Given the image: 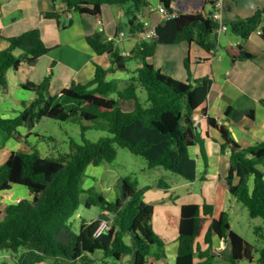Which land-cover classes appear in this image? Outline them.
Instances as JSON below:
<instances>
[{
	"label": "trees",
	"instance_id": "16d2710c",
	"mask_svg": "<svg viewBox=\"0 0 264 264\" xmlns=\"http://www.w3.org/2000/svg\"><path fill=\"white\" fill-rule=\"evenodd\" d=\"M60 1L66 9L44 11L42 18L60 23L64 13L77 12L101 19L103 6H117L128 19L130 34L145 33L140 14L149 6L148 0ZM159 1L166 14L164 22L156 27L152 39L139 41L130 56L122 55L114 41H108L103 31H98L86 41L97 55L110 56L108 69L97 65L93 80L83 85L72 83L56 96L49 94L52 72L41 84H22L21 88L32 93L33 98L19 101L18 115L0 116V151L11 139L27 143L28 136L24 137L20 129L34 126L42 118L94 122L101 128L105 126L108 132L95 142L84 137L83 145L73 146L58 158L43 157L38 151L12 152L0 166V196L16 186H24L32 197L8 204L0 211V255H11L15 264H121L127 256L134 257L133 264H154L165 258V242L152 225L154 206L144 200L148 187L140 189L137 182L125 178L122 196L113 202L94 187L84 188L87 168L113 163L118 153L116 146L143 156L151 169L162 168L190 182L197 178L190 147L200 145L202 157L207 160L194 114L201 110L207 116L206 102L213 80L202 77L182 82L164 74L148 60L154 57L158 46L181 42L196 44L208 53L214 51L219 42L215 12L183 13L175 9L176 0ZM228 27L243 42L259 29L264 38V8L250 17L233 20ZM7 41L9 47L0 51V91L4 93L9 89V71H18L22 64L35 66L52 51L39 29L9 37ZM15 51L20 55H15ZM135 58L141 59L143 65L126 86L120 88L117 82L108 80L111 72H128L126 62ZM254 58L246 51L238 57ZM189 61L188 57L185 66L190 73ZM130 101L134 103L132 108L123 109L122 105ZM261 104L264 106V99ZM224 116L238 123L243 117L254 120L255 111H238L229 106ZM207 121L219 130L222 151L230 149L226 176L229 192L247 208L252 219L264 221V142L243 148L233 138L229 126L219 125L211 116H207ZM88 128L82 126V132ZM83 195H88L85 207L98 206L114 217L110 229L99 236L96 233L101 219L83 222L79 232L73 230L71 219L80 209ZM213 211L208 203L181 207L175 264H216L210 254L214 236L229 248V264H264V226L255 228L263 243L256 250L232 229L228 212L213 218ZM209 219L212 221L205 238L208 247L203 249L196 240Z\"/></svg>",
	"mask_w": 264,
	"mask_h": 264
},
{
	"label": "crops",
	"instance_id": "0c3cea01",
	"mask_svg": "<svg viewBox=\"0 0 264 264\" xmlns=\"http://www.w3.org/2000/svg\"><path fill=\"white\" fill-rule=\"evenodd\" d=\"M18 1L20 0H17L16 2ZM34 1L35 2L32 3V6L35 9L34 14H36V16H40L44 11H53L54 8L58 11H61V9L64 8L62 4L59 6H56L55 4V7L53 5L51 8L49 7L46 8V10H41L38 7V3H36L37 0ZM213 2L214 0H176L174 7L177 11L183 13H190L195 10H201L203 13H210L211 9L214 12L216 11ZM27 5L30 6L31 3L28 1ZM263 8L264 0H225L220 10L217 9L220 18L215 19V21L217 23H225L228 27V24L233 20L237 18L250 17L257 10ZM157 9L159 12H161L160 3ZM152 12L153 8L147 6L140 14L141 20L146 25L145 33L130 35L127 29L123 30L124 28L121 19L124 18V11L121 7L110 5L103 6L101 19L89 15L90 17L95 18V20L93 19V25L90 24L91 26L86 24V17H81V26L78 27V29H80L77 41L78 50H71L67 56L63 57L60 56V54L58 55L60 50L56 51L55 48H51L47 42L50 44H62L71 47L74 45V40H69V42L67 41V37L64 35V33L68 31L66 26L60 30L57 20H46L48 23L44 28V34L41 33V36L45 44L51 48L52 51L40 58L38 63L47 66L48 73L52 72V75L55 78L52 85H62L57 90L59 93L63 89L70 87L72 83L80 85L86 84L95 77L97 65H100L105 69H108L111 66L110 56L107 54L102 56L97 55L88 45L86 38L96 33L98 28H100L101 31L106 32L105 26L109 27L108 35H106L107 40L114 41L116 48L121 52L122 55L125 54L124 56H130L137 43L141 40L152 39V37H154L156 27L165 20L162 12L160 13V17H154L153 15H150ZM84 15L88 14H83V16ZM65 16L67 17V14H65ZM74 18V16L72 18H69V16L67 17V19H69L71 22H75ZM27 24L28 25H22V27L16 28H14L15 24H8L7 27L11 26L14 29L11 30V32L8 33V35L4 38V43L0 34V50L7 49L9 47L7 38L18 36L28 30L33 29L32 24ZM1 27L2 26H0V29ZM118 27L122 29L119 30L120 32L117 30ZM125 31H127L129 38H126ZM121 33H124V36H120ZM46 35H49L48 39L46 38ZM218 41V47L210 53L204 51L196 44L190 45L186 42L189 45V54L191 53V50H196L197 52L196 56H191L190 54V71L192 69L191 64L193 60L195 62V75L193 76V79L210 77L213 80V85L206 102L207 116L214 117L218 121L219 125L224 124L229 126V130L231 131L233 138L243 148H249L258 143L264 142V106L261 104V100L264 99V38L261 35V29H259L254 32L247 41L243 42L228 29L225 33L218 36ZM162 46L167 45L158 46L154 57L149 59L148 62L152 63L163 73L169 71L173 76H176L179 68H181V59H185V56H187L186 50L182 52V58L173 60L171 62L172 66H170L169 59L165 57V54L164 62L162 59L159 60L158 54H160V52H164L162 51ZM240 46L243 48L240 49ZM120 48H122V50ZM184 48L185 47H182V49ZM243 51L254 55L255 58L246 60L238 59ZM134 60L139 64V66L135 69L136 71L138 68L142 67L143 61L136 58ZM54 63L56 66L52 68ZM22 66L28 67L29 73L26 72V75L22 74L20 77L17 75L20 69L18 71L11 70L8 72L7 76V78H12L15 81L17 78H19L20 88L22 84H25L24 81L34 78L33 75L35 70V66L30 67L26 64H22ZM22 66L20 68H22ZM183 70L184 69L181 71L184 72ZM12 72L13 74L11 77L10 73ZM128 72H130V70ZM128 72H111L108 75V80L117 82L120 85V88H123L134 77L133 76L130 78ZM20 78L23 79V81H20ZM4 94H7L6 97L9 96L8 91ZM19 94V97L16 98L18 100H15V102H9L8 99L5 98L6 104L4 105V110L3 105L2 108H0V116L7 117L18 115L21 110L19 101H30L33 98L32 93L25 95L23 93ZM133 105L134 103L131 101L126 102L122 105V108L130 109ZM229 106L235 107L238 111H247L253 109L255 111V119L250 120L247 117H243V119L238 123L227 120L225 119L224 113ZM207 116H205L201 110L194 114L195 125H198V131L201 133V138L204 141V149L207 154V160H205L202 157L200 145H194L190 147V155L196 160V180L190 182L182 178V181L172 180V182H167L166 180L160 179V181L155 182L153 186L145 185L141 188L139 187L140 189H145L147 187L151 189L153 193H151V191L145 193L144 200L152 205L154 201L166 203L165 199L170 197V194L178 189L184 188L186 190L183 196H175L176 198L174 200V207H167L165 210V217L173 231L177 230L179 232L181 207L185 204L203 205L204 203H208L214 208L213 218H218L222 212H228L230 215L232 229V219L234 213L239 208L242 210V207H240L242 204L239 203L237 199L229 192L226 181V176L230 168V149H227L225 152L222 151L221 145L223 140L221 134L217 128L210 126L207 121ZM33 127L34 126L22 127L28 130V137L31 135V128ZM11 140L14 141V139ZM17 143L18 145H16L12 151L27 153L29 150H31L22 142L17 141ZM7 148L8 147L6 146L5 149L0 151V157L2 159L3 157H8L9 155V153H5L8 152L6 150ZM8 158L3 159L4 161L2 163H4ZM98 168L95 169V172L99 175L100 170ZM165 177L168 176L165 175ZM237 181L238 180H236V182ZM90 185L91 183L86 181L84 188L89 189L92 187ZM27 192L28 191H25L22 188H17L16 186L10 191V193L0 196V211H2L6 205L28 197L29 193ZM162 192L164 193V196H162ZM84 196L85 200L83 199ZM29 198L32 199L30 196ZM87 198L88 195L82 196V204H85ZM110 202H113V200H110ZM106 213L107 212H103L98 219L105 218ZM170 217L172 218L173 224ZM209 220L212 221V219ZM201 247L206 249L208 246L201 245ZM215 253H217V255ZM210 254L215 257V261L219 264L223 262L224 264H229V248L227 247L226 243L223 240H220L217 236L213 237ZM171 263L172 262L169 264ZM239 264L255 263H251L249 261H240Z\"/></svg>",
	"mask_w": 264,
	"mask_h": 264
},
{
	"label": "rangeland",
	"instance_id": "374dc122",
	"mask_svg": "<svg viewBox=\"0 0 264 264\" xmlns=\"http://www.w3.org/2000/svg\"><path fill=\"white\" fill-rule=\"evenodd\" d=\"M2 2V7L0 8V34L3 39L8 35V33L11 32L16 27H22V25H28L32 24L33 29H39L42 34H44V28L47 25L48 21L44 20L42 16H36L34 14L35 9L32 6V3H34V0H20L16 2L17 0H0ZM30 2L31 5L28 6L27 2ZM149 6L153 8V12L150 15H153L154 17H160L161 12L158 11V5L160 3L159 0H149ZM148 1V2H149ZM232 1V0H230ZM238 1V0H236ZM36 3H38V7L41 10H46V8H51L53 5L55 7L59 5H63L64 8L61 9L63 11L66 9V6L60 1L57 0L55 3L53 0H37ZM35 3V7H36ZM233 3V2H231ZM57 8V7H56ZM106 8V7H104ZM54 10H56L54 8ZM212 11V9H211ZM210 12V11H209ZM72 17L74 16V21H70L65 16L66 13H64L60 18V23H58L60 30L63 29L64 26L68 28V31L64 33V35L67 37V41L74 40V45L71 47L62 45V44H50L47 42L48 45L51 46V48H55V50H60L58 52V55L60 56H67L69 52L72 50H78V36H79V30L78 27L81 26V17H86L85 22L86 24L93 25V22L95 18L90 17L89 15H81L77 12H71ZM40 19V20H39ZM94 19V20H93ZM37 21V22H36ZM119 21V19H118ZM121 22L123 23V30L128 31L129 35V29H128V19L126 16L121 19ZM41 23V25H40ZM8 24L12 25L15 24L14 28L7 27ZM225 24V23H224ZM90 25V26H91ZM117 25V23H116ZM227 25V24H225ZM105 26V25H104ZM106 32H103L104 36L108 35L109 27L105 26ZM29 31V30H28ZM100 32V28L96 30V32ZM125 31L126 38L128 37V33ZM120 32V31H119ZM47 39L49 38V35H46ZM77 42V43H76ZM82 43V42H81ZM164 52H160L159 60L162 59L164 62V58L169 59V65L172 66V61L181 59L182 58V52L186 50L187 56H185V59H181V68H179L177 75L173 76L171 72L166 71V75H169L176 80L186 82L190 80L193 82V76L195 75V62L192 60L191 64V72L189 73L186 66L185 61L188 57L196 56L197 52L196 50H191V53L189 54V45L186 42L179 43L177 45H167L162 46ZM182 47H185L182 49ZM122 50V48H120ZM199 49V48H198ZM5 49H1L0 51H3ZM165 54V57H164ZM15 55L19 56V51H15ZM52 64V63H51ZM56 66V65H55ZM126 66L128 67V74L130 75V78L135 76V69L139 66V64L135 60H129L126 62ZM54 68V67H53ZM184 69L182 72L181 70ZM26 72L29 73L28 67L20 68L18 71V76H22V74L26 75ZM11 77H12V73ZM50 75V72H47V66H44L40 63H38L35 66L33 79H27L26 82H32L35 84H41L48 76ZM54 76L51 75V86L49 88V94L51 96H56L59 94L57 91L60 86L62 85H52L54 81ZM32 80V81H30ZM20 81H23V79L20 78ZM8 85L10 86V89L8 90L9 96L6 97L7 94H4V92L0 91V108L4 110V105L6 104L5 98L8 99L10 102H15V100H18L16 98L19 97V93L25 94H31L27 93L25 90H22L19 87V78L15 81L12 78H8ZM15 105V104H14ZM4 112V111H3ZM94 122H87V121H76V120H68V121H60L55 120L51 118H42L40 121L35 122V125L33 128H31V135L27 138V143L22 142L26 147H29L31 150L27 153H32L33 151H38L39 154L43 157H52V158H58L61 155L67 154L70 152L71 148L78 145H83V138L85 137L87 140L95 142L99 138L103 136H107L108 132L105 129V126L101 128L100 124H95ZM82 126H88L89 128L84 133L82 132ZM21 134L26 137L28 130L26 128L20 129ZM18 145L17 141H9L7 145V151L5 153L11 154V152H14V148ZM117 148V158L113 163H104L100 166H89L86 170V175L84 179V187L86 181L90 182V186H94V188L98 192H102L103 195L108 199V201L113 200L115 201L119 197L122 196L123 193V180L125 178H130L132 182H137L138 187L143 186H153L155 182H159L160 179L166 180L167 182L174 181H182V177L174 174L168 170L158 168V169H151L148 165V162L146 158L140 155L133 154L128 148H124L121 146H116ZM1 155V154H0ZM7 155V154H6ZM8 155V157H9ZM3 157V159L8 158ZM0 157V164H3L4 161ZM1 166V165H0ZM100 167V168H98ZM100 170V174H96L95 169ZM168 176V177H165ZM17 188H22L25 191H28V189L24 186H17ZM151 189H148L145 191V193L150 192ZM185 189H178L174 191L172 194H170V197L165 199L166 203H160L161 201H154L153 205L155 206V214L152 220L153 228L160 237L163 238L165 242V258L156 261L154 264H175V258L178 253V237L179 232L177 230L173 231L171 227L169 226L167 219L165 217V210L168 207H174V200L175 196H183L185 193ZM30 193V192H27ZM144 193V194H145ZM151 193H153L151 191ZM28 197L25 199H30ZM162 196H164V193L162 192ZM31 197V196H30ZM32 198V197H31ZM85 200V196L83 197ZM83 200V201H84ZM233 215V230L243 236L245 240H247L250 244L254 246L256 250H260L263 246L262 241L258 238V236L255 234V228L258 226H264V221L260 218L252 219L249 216L248 210L245 206H241ZM102 210L98 206H92V207H85L84 204L81 205L78 212L74 215V217L71 219V223L73 225V230L75 232H79L80 227L83 222H91L94 220H97L102 215ZM113 217H111L110 214L106 213V217L102 220L112 221ZM112 222H110L111 225ZM211 224V221L208 220L206 224H204V227L201 231L200 236L197 238L196 242H198L201 245L205 244V238L209 230V226ZM224 250V249H223ZM226 251V250H224ZM217 255V253H215ZM212 255V254H211ZM256 256H258V253L256 252ZM223 261V260H219ZM134 257L133 256H127L123 258L121 264H133ZM216 264H219L214 260ZM0 264H15V260L11 255H0ZM46 264H51L50 262H47ZM221 264H224L221 263Z\"/></svg>",
	"mask_w": 264,
	"mask_h": 264
},
{
	"label": "built area",
	"instance_id": "2783aa9c",
	"mask_svg": "<svg viewBox=\"0 0 264 264\" xmlns=\"http://www.w3.org/2000/svg\"><path fill=\"white\" fill-rule=\"evenodd\" d=\"M224 1L225 0H214L213 5H214V8L216 9V11L214 13V20L220 18V15H219L218 10H220V8H221V6H222V4H223ZM160 10L163 13V17L166 18L165 10H164V8L161 5H160ZM71 15H72V13H70L68 15L69 18H72ZM228 29L229 28L227 27V25H225L223 23H218L217 35L220 36L221 34L225 33ZM120 36H124V33H121ZM154 36H155V32H154ZM111 217H113V216L111 215ZM112 221H113V219H112ZM112 221L103 220L102 223H101V225H100V227H99V229H98V231H97V233H96V235L99 236L102 232H104L106 230H109L110 229V226H111L110 225V222H112Z\"/></svg>",
	"mask_w": 264,
	"mask_h": 264
},
{
	"label": "clouds",
	"instance_id": "9594fccd",
	"mask_svg": "<svg viewBox=\"0 0 264 264\" xmlns=\"http://www.w3.org/2000/svg\"><path fill=\"white\" fill-rule=\"evenodd\" d=\"M153 38V37H152ZM123 55H125V54H123ZM102 220V219H101ZM103 221V220H102Z\"/></svg>",
	"mask_w": 264,
	"mask_h": 264
}]
</instances>
